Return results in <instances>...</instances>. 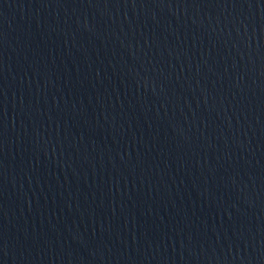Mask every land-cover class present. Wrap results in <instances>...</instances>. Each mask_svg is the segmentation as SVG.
Listing matches in <instances>:
<instances>
[{"label":"water","instance_id":"obj_1","mask_svg":"<svg viewBox=\"0 0 264 264\" xmlns=\"http://www.w3.org/2000/svg\"><path fill=\"white\" fill-rule=\"evenodd\" d=\"M0 264H264V127L105 0H0Z\"/></svg>","mask_w":264,"mask_h":264}]
</instances>
